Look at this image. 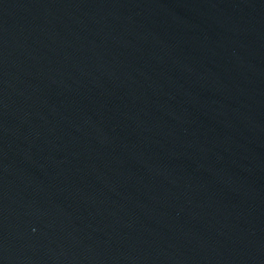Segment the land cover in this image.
<instances>
[{
    "label": "water",
    "instance_id": "1",
    "mask_svg": "<svg viewBox=\"0 0 264 264\" xmlns=\"http://www.w3.org/2000/svg\"><path fill=\"white\" fill-rule=\"evenodd\" d=\"M0 264H264V0H0Z\"/></svg>",
    "mask_w": 264,
    "mask_h": 264
}]
</instances>
